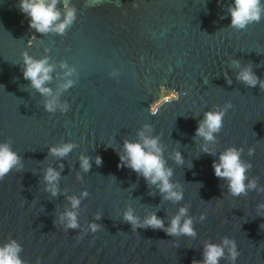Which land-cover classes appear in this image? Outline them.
<instances>
[{
    "label": "water",
    "instance_id": "water-1",
    "mask_svg": "<svg viewBox=\"0 0 264 264\" xmlns=\"http://www.w3.org/2000/svg\"><path fill=\"white\" fill-rule=\"evenodd\" d=\"M20 4L0 0V145L18 157L0 180V249L15 242L22 264H203L211 244L223 249L218 264H264V90L237 79L250 69L264 82V0L244 28L231 23L235 0H58L44 33ZM69 10L75 18L60 34ZM26 60L51 69L49 93L24 78ZM207 112L224 113L213 141L196 135ZM145 138L157 141L181 200L118 168L120 157L129 163L125 143ZM66 145L63 157L50 151ZM231 148L246 169L238 196L212 168ZM181 208L194 236L165 231ZM153 215L163 229L146 226Z\"/></svg>",
    "mask_w": 264,
    "mask_h": 264
},
{
    "label": "clouds",
    "instance_id": "clouds-1",
    "mask_svg": "<svg viewBox=\"0 0 264 264\" xmlns=\"http://www.w3.org/2000/svg\"><path fill=\"white\" fill-rule=\"evenodd\" d=\"M58 0H52L51 4L45 5L43 0H21L20 10L22 13H27L31 17L29 26L35 28L37 32L44 33L49 30L55 21L59 19V13L55 11V7ZM259 0H235V8H230V13L232 17V26L244 28L246 24L250 21H259L260 19V9ZM75 18V13L72 10L67 12L66 18L63 23L59 24L55 31L63 34L65 28L73 22ZM28 67L24 71V78L30 79L33 86L40 90L42 93H49V89L43 88L42 85L45 81L50 79L48 73L51 71L50 68L45 67V61L32 62L31 60H26ZM237 79L242 80L249 87H256L257 83L260 84L262 90H264V82L259 81L257 77L250 71V69L242 72ZM230 83V81H229ZM71 81H69V85ZM67 86V85H66ZM168 100L178 99V95L174 92H169L165 94ZM163 101H157L151 106L152 113L155 114L157 109L161 107ZM48 111H53V104L48 103L46 105ZM223 112H207L205 113V118L203 122L196 129V135L203 137L206 141H213V133L220 131L222 127ZM142 135V134H141ZM72 148V145H66L61 148H52L50 151L60 157L66 155ZM149 149L145 151V149ZM125 149L129 157V163H124V157H120V164L118 168L128 167L138 175H142L146 181L151 184H156L157 181L161 183V192L167 193L165 199H172L179 201L182 199V194L172 191L173 186L169 183V177L172 175L170 169L166 170L164 167V162L160 158V148L157 147V141L155 139L145 138L143 145L139 143H125ZM204 152L212 155L213 153L208 152L207 148L203 149ZM250 154L251 150H250ZM239 151L231 148L222 153L219 157V163L213 161L212 168L214 174L219 179H227L229 181L228 188L232 195L238 196L245 193V167L241 165L239 161ZM82 159L81 167L85 171L89 170L90 165L87 159ZM97 165L102 163L100 157H97ZM176 162L182 164L183 160L179 152L176 153ZM18 163V157L13 153L7 144L0 145V180L3 179L5 174H7L10 169ZM250 167V166H249ZM59 173H56L53 169H48L45 179L52 184L57 180ZM249 187H255L254 184H250ZM52 194L56 195V190L53 187L51 189ZM86 195V193H85ZM79 204V201L72 198V205L75 208ZM186 209L181 208L180 214L176 216L171 223V227L165 231L169 235L183 233L187 235H195L191 227V219L186 220L183 226L180 225L181 217L186 214ZM69 219L68 227L75 229L77 227L75 214L72 212L67 213ZM125 219L132 223L133 227L137 226L135 218L131 213L126 214ZM203 220L204 217L202 216ZM146 226L152 228L163 229V221L156 218L153 215L146 222ZM93 230L95 231L96 226L93 225ZM232 243L231 241L225 240L224 244L228 245ZM20 248L13 242L12 245L6 246L4 249H0V264H22V261L17 257V253ZM231 254L233 260L238 256L235 250V244L232 243ZM223 256V249L216 245H207L204 253L203 264H218V259ZM193 264H200L199 261H193Z\"/></svg>",
    "mask_w": 264,
    "mask_h": 264
},
{
    "label": "rangeland",
    "instance_id": "rangeland-1",
    "mask_svg": "<svg viewBox=\"0 0 264 264\" xmlns=\"http://www.w3.org/2000/svg\"><path fill=\"white\" fill-rule=\"evenodd\" d=\"M167 93H169V92H167ZM165 94H166V93H163V96H162V97H163V99H165V98H164V97H165Z\"/></svg>",
    "mask_w": 264,
    "mask_h": 264
}]
</instances>
